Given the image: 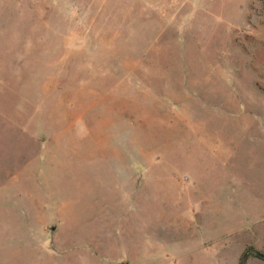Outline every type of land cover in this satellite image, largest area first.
Here are the masks:
<instances>
[{"label": "rangeland", "instance_id": "obj_1", "mask_svg": "<svg viewBox=\"0 0 264 264\" xmlns=\"http://www.w3.org/2000/svg\"><path fill=\"white\" fill-rule=\"evenodd\" d=\"M242 261L264 0H0V264Z\"/></svg>", "mask_w": 264, "mask_h": 264}, {"label": "trees", "instance_id": "obj_2", "mask_svg": "<svg viewBox=\"0 0 264 264\" xmlns=\"http://www.w3.org/2000/svg\"><path fill=\"white\" fill-rule=\"evenodd\" d=\"M243 259V258H242ZM241 264H244V262L242 261Z\"/></svg>", "mask_w": 264, "mask_h": 264}, {"label": "crops", "instance_id": "obj_3", "mask_svg": "<svg viewBox=\"0 0 264 264\" xmlns=\"http://www.w3.org/2000/svg\"><path fill=\"white\" fill-rule=\"evenodd\" d=\"M209 247V246H208Z\"/></svg>", "mask_w": 264, "mask_h": 264}]
</instances>
